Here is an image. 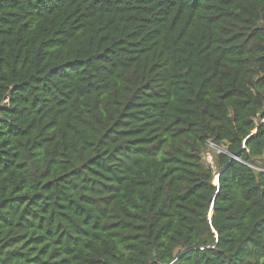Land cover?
<instances>
[{
	"label": "trees",
	"instance_id": "1",
	"mask_svg": "<svg viewBox=\"0 0 264 264\" xmlns=\"http://www.w3.org/2000/svg\"><path fill=\"white\" fill-rule=\"evenodd\" d=\"M0 264H264V0H0Z\"/></svg>",
	"mask_w": 264,
	"mask_h": 264
},
{
	"label": "rangeland",
	"instance_id": "2",
	"mask_svg": "<svg viewBox=\"0 0 264 264\" xmlns=\"http://www.w3.org/2000/svg\"><path fill=\"white\" fill-rule=\"evenodd\" d=\"M221 151L220 147H217L216 145L212 143H208L206 146V149L202 153V158L205 164L210 165L212 168H214V157L217 153ZM261 165L254 167L255 170H259ZM215 178V177H214Z\"/></svg>",
	"mask_w": 264,
	"mask_h": 264
},
{
	"label": "water",
	"instance_id": "3",
	"mask_svg": "<svg viewBox=\"0 0 264 264\" xmlns=\"http://www.w3.org/2000/svg\"><path fill=\"white\" fill-rule=\"evenodd\" d=\"M215 178H216V182H215V183H216L217 186H218V175H216ZM211 212H212V208H210L209 213H208V218H209V220H210V217H211Z\"/></svg>",
	"mask_w": 264,
	"mask_h": 264
}]
</instances>
